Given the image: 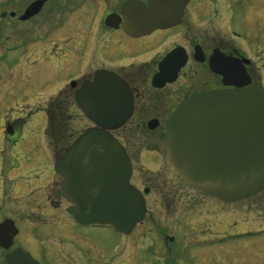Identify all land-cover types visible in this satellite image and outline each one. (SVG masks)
I'll list each match as a JSON object with an SVG mask.
<instances>
[{
	"label": "rangeland",
	"instance_id": "obj_1",
	"mask_svg": "<svg viewBox=\"0 0 264 264\" xmlns=\"http://www.w3.org/2000/svg\"><path fill=\"white\" fill-rule=\"evenodd\" d=\"M247 5L234 3L232 17L208 22L199 29L189 17H184L181 28L223 35L225 25L241 37L236 40L241 41L245 50L253 52L264 35V16L263 21H247L246 12L253 19L256 11ZM83 21L89 23L92 19ZM70 22L66 21L55 37L14 39L21 40L12 50L8 66L22 60L23 64L12 71L7 69V85L0 80V123L7 113L23 133L16 148L1 153L6 173L0 181V220L10 218L18 222L26 241L18 237L15 245L41 264H151L161 263L168 252L213 254L218 264H264V189L229 203L191 189L168 164L165 139L146 128L151 117H134L114 132L131 157L132 184L139 190L150 189L143 222L129 236H123L109 228L81 227L70 220L66 212L69 205L52 196L60 182L52 168L57 155L47 145L50 139L44 132L46 114L36 111L45 108L60 92L69 95L71 81L79 85L87 78L89 59L92 66H100L95 59L87 60L86 37L73 29L83 26L79 21L74 26L77 20ZM249 55L257 66L261 65L262 50ZM255 71L264 87V68ZM28 108L35 111L30 116ZM68 111L72 118L71 143L90 123L73 104ZM163 237L167 238V247ZM3 255L0 250V264ZM209 260L212 261L210 256L205 257L201 264H210Z\"/></svg>",
	"mask_w": 264,
	"mask_h": 264
},
{
	"label": "water",
	"instance_id": "obj_2",
	"mask_svg": "<svg viewBox=\"0 0 264 264\" xmlns=\"http://www.w3.org/2000/svg\"><path fill=\"white\" fill-rule=\"evenodd\" d=\"M45 0L30 5L22 16L36 14ZM189 0H130L121 19L106 24L139 38L180 24ZM112 21V22H111ZM244 65L215 52L210 69L233 90L204 91L182 100L164 121L165 150L171 169L191 189L229 203L264 189V87L251 82ZM76 83L72 82L71 87ZM74 102L92 124L54 160L60 179L54 198H62L67 213L83 227H105L124 236L141 224L147 213L146 188L131 182L132 165L112 132L131 116L128 87L113 74L98 70L91 82L74 91ZM157 123H148L150 130ZM18 230L14 222L0 223V247L12 246ZM6 264H39L28 252L16 249Z\"/></svg>",
	"mask_w": 264,
	"mask_h": 264
},
{
	"label": "flooded vegetation",
	"instance_id": "obj_3",
	"mask_svg": "<svg viewBox=\"0 0 264 264\" xmlns=\"http://www.w3.org/2000/svg\"><path fill=\"white\" fill-rule=\"evenodd\" d=\"M36 1L39 0L0 1V80L5 85H7L8 76L6 74L9 73V70L12 71L23 64L22 60L8 66L12 61V50L16 48L17 44H20L21 40L18 39L14 42V39L29 36L37 39L50 35L55 37L66 21L74 20H77L76 23H73L74 26L79 23L83 26L73 29L78 30L86 37L85 56L87 60L88 58L95 59L100 64V66H92L89 59L86 70L87 78H83L79 85L84 81H91L99 69L118 77L127 85L130 93L131 119L151 117L146 128L148 129L150 121L155 120L156 128L149 131L160 133L159 138H165L164 121L185 98L204 91L234 89L233 86H225L222 77L211 71L210 60L215 52L239 61H248V65H244V68L251 82L262 84L255 70L264 68V58L259 60L261 65L257 66L249 54L260 53L261 50L264 52V35H261L260 40L258 39L259 43L255 44L256 50L248 52L239 41L241 37L231 30L228 31L225 25H223V35L202 33L194 28H181V26L184 17H189L190 22L197 29L214 20L223 21L227 16L232 17L233 5L239 1L246 2L249 9L256 10L253 19L248 16L249 11L246 12L247 21L256 19L263 21L264 0H190L184 9L179 26L155 31L139 38L128 37L120 28H111L106 24V19L109 16L113 17L111 19L113 21L121 19L122 8L130 0H45L36 14L22 20L26 10ZM86 18H91L92 21L85 23L83 20ZM200 19L201 21H198ZM194 21H198V24L195 25ZM262 30L261 27V32ZM53 42L55 41L53 40ZM22 44L24 45V42ZM32 78L33 76L29 79ZM32 85L33 89L38 91L33 83ZM76 88L71 89L70 94L73 95ZM0 96L2 95L0 94ZM38 110L40 109L37 108L36 111ZM28 111L29 116L35 112L32 108H28ZM16 124L18 123L7 113L1 118L0 181L6 173L2 168V164H4V161H1L2 151L4 154L7 149L11 151L16 148L22 138V129L19 130ZM5 219L10 218H3L0 222ZM12 221L18 229V233L13 238L12 246L9 249L0 248L4 254L2 262L7 254L16 249L22 250L19 245H15L16 238L19 237L25 241L23 228L15 220ZM163 239L165 247H167V238L163 237ZM168 250L171 251L170 248ZM208 256L212 259V261L209 260L210 264L219 263L213 254L190 255L168 252L164 258L160 259L161 263L151 264H174V261H180L181 264H201ZM31 257L36 260L32 255ZM36 261L41 264L38 260Z\"/></svg>",
	"mask_w": 264,
	"mask_h": 264
},
{
	"label": "trees",
	"instance_id": "obj_4",
	"mask_svg": "<svg viewBox=\"0 0 264 264\" xmlns=\"http://www.w3.org/2000/svg\"><path fill=\"white\" fill-rule=\"evenodd\" d=\"M70 104L68 96L60 92L45 107L47 117L45 136L50 139L48 146L57 156L71 141L69 132L72 118L68 112Z\"/></svg>",
	"mask_w": 264,
	"mask_h": 264
}]
</instances>
